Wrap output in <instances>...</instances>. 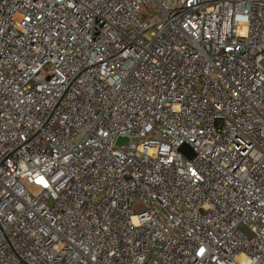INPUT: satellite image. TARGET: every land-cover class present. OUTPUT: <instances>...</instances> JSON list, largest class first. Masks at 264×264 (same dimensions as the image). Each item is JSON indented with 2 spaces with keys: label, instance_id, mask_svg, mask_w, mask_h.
<instances>
[{
  "label": "built area",
  "instance_id": "built-area-1",
  "mask_svg": "<svg viewBox=\"0 0 264 264\" xmlns=\"http://www.w3.org/2000/svg\"><path fill=\"white\" fill-rule=\"evenodd\" d=\"M0 264H264V0H0Z\"/></svg>",
  "mask_w": 264,
  "mask_h": 264
},
{
  "label": "water",
  "instance_id": "water-1",
  "mask_svg": "<svg viewBox=\"0 0 264 264\" xmlns=\"http://www.w3.org/2000/svg\"><path fill=\"white\" fill-rule=\"evenodd\" d=\"M139 141H140L139 138H132V139H130V138H127V137H120V138H118V140L116 142V145L117 146H121V145L128 144L129 142L138 143ZM185 149H186L185 147H182L181 148L182 151H185ZM189 156H190V158H192L194 155H193L192 152H190V155Z\"/></svg>",
  "mask_w": 264,
  "mask_h": 264
},
{
  "label": "rangeland",
  "instance_id": "rangeland-1",
  "mask_svg": "<svg viewBox=\"0 0 264 264\" xmlns=\"http://www.w3.org/2000/svg\"><path fill=\"white\" fill-rule=\"evenodd\" d=\"M187 151H190V149L187 148ZM28 188H29V190H30L31 192H35V191H36V189H35L34 187H30V186H28ZM145 210H146V206H145L143 203L136 202V203L133 205V211H134L135 213H141V212H143V211H145Z\"/></svg>",
  "mask_w": 264,
  "mask_h": 264
}]
</instances>
